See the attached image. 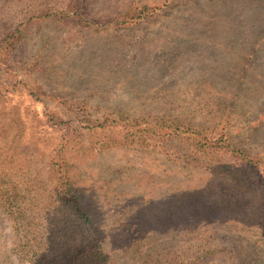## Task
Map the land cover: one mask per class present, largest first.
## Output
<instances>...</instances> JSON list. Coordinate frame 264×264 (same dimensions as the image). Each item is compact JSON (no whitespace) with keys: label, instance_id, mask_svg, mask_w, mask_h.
Listing matches in <instances>:
<instances>
[{"label":"rangeland","instance_id":"1","mask_svg":"<svg viewBox=\"0 0 264 264\" xmlns=\"http://www.w3.org/2000/svg\"><path fill=\"white\" fill-rule=\"evenodd\" d=\"M82 1L88 25L26 24L70 0H0V39L17 32L0 74V264H31L25 233L53 231L35 209L57 195L44 110L69 108L217 127L262 162L195 163L183 139L145 147L85 131L64 156L108 264H264V0ZM133 2L161 10L130 28L104 25ZM18 207L35 225L27 232L11 216Z\"/></svg>","mask_w":264,"mask_h":264},{"label":"trees","instance_id":"2","mask_svg":"<svg viewBox=\"0 0 264 264\" xmlns=\"http://www.w3.org/2000/svg\"><path fill=\"white\" fill-rule=\"evenodd\" d=\"M85 10L86 5L82 0H70L64 11L49 10L48 7L42 8L40 14L30 17L26 24H35L41 19L64 20V18H69L67 21L70 23L88 25L89 21L85 20L88 14ZM159 10L161 8L139 6L133 2L125 11L119 12L114 18H106L109 20H106L104 25L111 24L117 28H130L147 20ZM73 13L75 14L71 16ZM16 33H7L0 39V74L8 67L6 58L10 57L15 49ZM29 92L34 101H42L37 92L32 90ZM93 115L95 113H90L86 108H69L67 111L65 110L64 114L48 109L44 110L45 123L54 132L53 134H56L54 153L46 166L51 168L53 175L49 176V183L54 181L53 177L55 174L57 175V182L50 183L49 190L50 192L53 190L54 194L57 195H53L52 199L46 202V205H38L35 208L36 210L39 209V215H43L44 220L45 218L49 220L53 231L46 229L47 235L45 233L42 236L36 234L33 238L25 233L26 237H23V246H28L29 252L34 258L30 261L31 264H108L105 259L106 252L103 248V242H101L100 236L94 228V223L84 207L81 192L76 186L73 175H71V167L64 156L67 148L81 141L80 137L84 136L85 131L106 130L124 142L145 147L154 143V146L161 145L166 148L175 140L183 139L190 142L189 150L185 152L183 158L192 157L195 163L200 162V156L222 154L247 170L256 171L262 165L259 158L249 155L245 150L237 149L230 142L229 135L226 134L225 130L219 131L217 127L213 129L186 128L163 120L128 122L123 114L116 112L102 113L99 119L93 118ZM113 131H118V133H113ZM47 141L44 139V143ZM36 150L38 149L36 148ZM3 178L5 176H0V180ZM52 186L53 189L51 190ZM18 210L20 216L13 213L11 216L17 221L23 220L24 222L22 224L20 222L18 230L23 228L27 232L34 224L26 220V214L22 212V208L18 207ZM50 237L55 239L52 240Z\"/></svg>","mask_w":264,"mask_h":264}]
</instances>
